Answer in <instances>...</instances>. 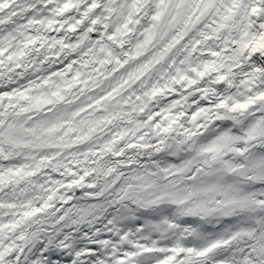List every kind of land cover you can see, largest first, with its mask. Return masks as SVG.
Returning <instances> with one entry per match:
<instances>
[{
	"label": "snow or ice",
	"instance_id": "1",
	"mask_svg": "<svg viewBox=\"0 0 264 264\" xmlns=\"http://www.w3.org/2000/svg\"><path fill=\"white\" fill-rule=\"evenodd\" d=\"M0 264H264V0H0Z\"/></svg>",
	"mask_w": 264,
	"mask_h": 264
}]
</instances>
